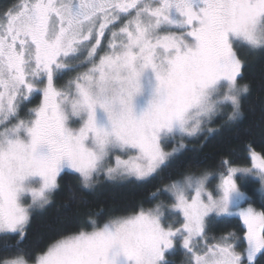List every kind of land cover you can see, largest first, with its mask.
Instances as JSON below:
<instances>
[{"label": "snow or ice", "instance_id": "snow-or-ice-1", "mask_svg": "<svg viewBox=\"0 0 264 264\" xmlns=\"http://www.w3.org/2000/svg\"><path fill=\"white\" fill-rule=\"evenodd\" d=\"M242 52L264 55V0L0 6V264H264V203L243 187L264 193V151L177 171L186 141L243 115ZM153 177L168 182L148 206L85 209L24 244L66 181Z\"/></svg>", "mask_w": 264, "mask_h": 264}, {"label": "trees", "instance_id": "trees-1", "mask_svg": "<svg viewBox=\"0 0 264 264\" xmlns=\"http://www.w3.org/2000/svg\"><path fill=\"white\" fill-rule=\"evenodd\" d=\"M7 3L9 0H0V6ZM241 55L247 62L241 83L251 85L250 93L242 98L243 115L238 121L223 126L221 119L217 118L211 125L217 131L186 141L187 148L180 156L178 172L216 171L222 158L236 159L242 165L244 161L239 158L249 155V147L257 152L264 151V55L246 52ZM167 182L153 177L141 183L100 185L94 190L80 189L73 184V191L70 192L66 181L65 186L53 194L49 205L33 212L24 244L30 248L42 245L67 219L85 209L98 210L139 201L148 206L151 193ZM243 187L256 204L264 203V194L259 191L258 185L254 186L249 180L248 185ZM160 199L165 200L166 195H161ZM3 242L4 239L0 238V244ZM8 243H14V238L9 237ZM175 259L179 264V255Z\"/></svg>", "mask_w": 264, "mask_h": 264}, {"label": "rangeland", "instance_id": "rangeland-1", "mask_svg": "<svg viewBox=\"0 0 264 264\" xmlns=\"http://www.w3.org/2000/svg\"><path fill=\"white\" fill-rule=\"evenodd\" d=\"M252 178H245L244 179V181H243V185L246 187L247 185H248V182H249V180H251ZM245 190V189H244ZM246 192H247V190H245ZM248 193V192H247ZM262 194H264V193H262ZM249 195V194H248ZM37 210V209H36ZM36 210H34V211H36Z\"/></svg>", "mask_w": 264, "mask_h": 264}]
</instances>
